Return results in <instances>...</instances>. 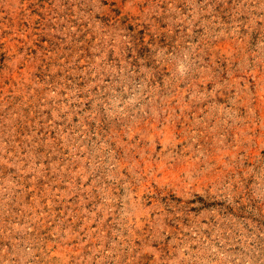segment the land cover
I'll list each match as a JSON object with an SVG mask.
<instances>
[{
  "label": "rangeland",
  "instance_id": "rangeland-1",
  "mask_svg": "<svg viewBox=\"0 0 264 264\" xmlns=\"http://www.w3.org/2000/svg\"><path fill=\"white\" fill-rule=\"evenodd\" d=\"M0 264H264V0H0Z\"/></svg>",
  "mask_w": 264,
  "mask_h": 264
}]
</instances>
